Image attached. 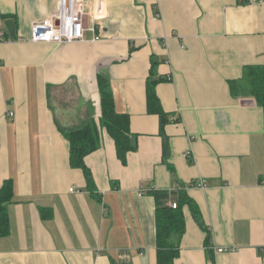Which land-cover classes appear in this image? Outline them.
I'll use <instances>...</instances> for the list:
<instances>
[{"label":"crops","instance_id":"1","mask_svg":"<svg viewBox=\"0 0 264 264\" xmlns=\"http://www.w3.org/2000/svg\"><path fill=\"white\" fill-rule=\"evenodd\" d=\"M81 1L99 42L32 43L59 0H0V188L14 187L0 264H159L155 192L184 218L172 264H264V104L246 78L264 94V0ZM99 76L130 117L126 163L100 127ZM92 122L93 192L65 136Z\"/></svg>","mask_w":264,"mask_h":264},{"label":"trees","instance_id":"2","mask_svg":"<svg viewBox=\"0 0 264 264\" xmlns=\"http://www.w3.org/2000/svg\"><path fill=\"white\" fill-rule=\"evenodd\" d=\"M249 84H253V95L260 105L264 104L263 89L260 87L261 80L247 72L246 78ZM155 84V82H153ZM240 82L231 83L233 95L237 96L242 91ZM98 87L101 106L100 127L105 129L113 138L119 159L126 163L127 155L134 150L131 144L130 117L126 113H119L116 110L114 96L108 80L99 76ZM152 83H149L148 100L152 112L164 116L161 105L152 90ZM66 139L70 145V162L72 168L80 169L84 172L88 189L95 191L93 177L85 164V158L98 150L101 146L100 128L96 123H90L82 128L74 129L65 133ZM166 144V139H165ZM168 147L165 145V153ZM157 201V237H158V261L159 264H172L179 255V239L184 232V218L179 211L166 207V203L171 197L169 192H155ZM14 198V187L11 180H7L0 188V238L7 237L10 233V222L8 207ZM180 203L187 204L193 211L194 217L201 222L198 208L193 201L185 196H181ZM178 235V239L174 236Z\"/></svg>","mask_w":264,"mask_h":264},{"label":"built area","instance_id":"3","mask_svg":"<svg viewBox=\"0 0 264 264\" xmlns=\"http://www.w3.org/2000/svg\"><path fill=\"white\" fill-rule=\"evenodd\" d=\"M255 1L239 0L241 3H254ZM86 32L94 35V42L101 40L97 35L95 20L87 21L84 3L81 0H59L54 15L33 24L31 42L55 44L84 42ZM198 186L204 187V184L199 182ZM71 192H73V189H71ZM171 207L176 210L178 204L173 203Z\"/></svg>","mask_w":264,"mask_h":264},{"label":"water","instance_id":"4","mask_svg":"<svg viewBox=\"0 0 264 264\" xmlns=\"http://www.w3.org/2000/svg\"><path fill=\"white\" fill-rule=\"evenodd\" d=\"M5 26L7 27V30L9 33L12 35L14 39H16V34H15V22L14 20H8L5 22Z\"/></svg>","mask_w":264,"mask_h":264}]
</instances>
